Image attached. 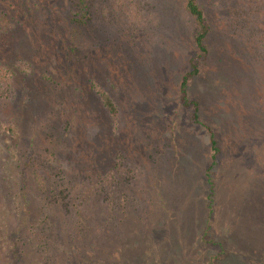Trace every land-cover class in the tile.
I'll use <instances>...</instances> for the list:
<instances>
[{"label": "rangeland", "instance_id": "rangeland-1", "mask_svg": "<svg viewBox=\"0 0 264 264\" xmlns=\"http://www.w3.org/2000/svg\"><path fill=\"white\" fill-rule=\"evenodd\" d=\"M200 1L203 123L185 0H0V264H264V0Z\"/></svg>", "mask_w": 264, "mask_h": 264}, {"label": "trees", "instance_id": "trees-1", "mask_svg": "<svg viewBox=\"0 0 264 264\" xmlns=\"http://www.w3.org/2000/svg\"><path fill=\"white\" fill-rule=\"evenodd\" d=\"M73 1V7L78 8L77 11H75V14H81L85 15L89 14L88 17L90 18V21L98 23L100 26V22L94 21V16H91L90 12L88 10H84L88 8L89 6H96L101 0H72ZM185 8L187 12L191 15L193 19L194 24V30H193V39L196 46V52L190 57L188 62V68L182 73V78L179 85V98L180 102L183 106H192L193 107V119L197 122H202L203 120L200 117V101L196 98H191L189 95V83L192 78L200 74L202 66L207 63L208 57H210V46H209V35L211 32V25L206 17L205 11L202 7V3L200 0H185ZM91 22V23H93ZM105 24V23H104ZM107 25V24H105ZM261 27H264V24L260 23ZM93 30V28H92ZM12 78L13 75L10 73L9 70L6 68L0 70V97L1 98H12L14 97V89L12 84ZM98 94L100 95L102 99V103L106 107V109L109 110V112L116 116L118 114V107L114 100V98L107 93L105 90L100 89L98 91ZM259 125V124H258ZM264 125V123H263ZM255 126V125H254ZM209 127V126H207ZM10 128V127H9ZM247 128V126L245 127ZM260 128H264V126H260ZM249 131V128H247ZM254 139L259 140L261 144L264 145V129L263 131L259 130V126L256 127V131L254 132ZM210 140L212 143V163L209 165V168L207 170V182L211 184V188L215 184L214 178L211 176L210 169L212 166H215L217 163V154L218 150H220V146L218 144V141L215 138V134L213 132L210 134ZM122 162V161H121ZM118 164H120L118 162ZM259 165V164H258ZM259 172L264 173V160L261 165H259ZM259 173V174H260ZM40 175V174H39ZM74 187V185H72ZM71 188V187H69ZM212 194V193H211ZM113 202H116L114 198ZM81 209H83V212H85L88 219L85 221H90L92 225H94L97 229H101V221L102 217L96 216L95 212L91 210L87 205L80 206ZM211 210V209H210ZM76 214L82 213V210H76ZM85 216V218H86ZM98 234V232H96ZM214 258L217 257L216 255L213 256ZM208 264H214L212 261Z\"/></svg>", "mask_w": 264, "mask_h": 264}]
</instances>
